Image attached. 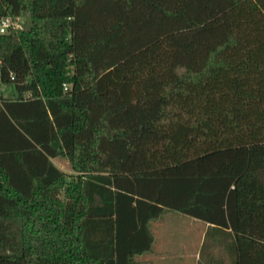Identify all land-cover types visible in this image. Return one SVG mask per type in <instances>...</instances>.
<instances>
[{
	"label": "trees",
	"instance_id": "obj_1",
	"mask_svg": "<svg viewBox=\"0 0 264 264\" xmlns=\"http://www.w3.org/2000/svg\"><path fill=\"white\" fill-rule=\"evenodd\" d=\"M6 17L32 23L0 35V264H138L171 211L264 264V0H0ZM36 19L70 24L61 51Z\"/></svg>",
	"mask_w": 264,
	"mask_h": 264
},
{
	"label": "rangeland",
	"instance_id": "obj_2",
	"mask_svg": "<svg viewBox=\"0 0 264 264\" xmlns=\"http://www.w3.org/2000/svg\"><path fill=\"white\" fill-rule=\"evenodd\" d=\"M31 23V18L21 17L15 27L21 29ZM35 24L37 38L34 39L40 40V45L44 44L49 52L61 51L66 43L70 24L51 19H36ZM44 50L46 49H40V51ZM63 163L67 166L65 161ZM74 175L77 176L78 173L74 172ZM151 228L158 242L162 238L170 242L169 249L165 248V251L168 249L169 252L165 253L164 260H156L154 264H234L232 236L223 231L207 228V223L204 221L171 211L153 221ZM196 257H200V261Z\"/></svg>",
	"mask_w": 264,
	"mask_h": 264
},
{
	"label": "crops",
	"instance_id": "obj_3",
	"mask_svg": "<svg viewBox=\"0 0 264 264\" xmlns=\"http://www.w3.org/2000/svg\"><path fill=\"white\" fill-rule=\"evenodd\" d=\"M51 161L63 173L74 175V171L70 167V163L65 158H62V157L52 158ZM64 161L66 162L67 166L63 163ZM165 214L166 213H164L163 215H165ZM158 219H160V217ZM158 219H155V220H158ZM155 220H152L149 224V229H150V231L154 237L152 248H151V250L136 256L135 259L138 262V264H154V261H156V260L162 261L165 258V255H166L165 253L169 252V250H168L169 249L168 247L170 245L169 240L162 238L161 241L158 242L157 236L154 233V230H152V228H151V223ZM207 228L211 229V226L209 224H207ZM214 230L216 231L217 229H214ZM157 245L159 247H156ZM166 247L168 249L165 251ZM162 249H164V250H162ZM139 257H141L142 259H139ZM196 259L197 260L199 259V261H200V257H196Z\"/></svg>",
	"mask_w": 264,
	"mask_h": 264
},
{
	"label": "built area",
	"instance_id": "obj_4",
	"mask_svg": "<svg viewBox=\"0 0 264 264\" xmlns=\"http://www.w3.org/2000/svg\"><path fill=\"white\" fill-rule=\"evenodd\" d=\"M18 23V20L15 21L13 20L12 18L10 17H6V18H3L0 20V35H3L5 33H7V31L10 29V28H17L15 27ZM1 66H2V60H0V90L2 89L1 88V84H2V80H1ZM12 78L14 79L15 76L12 74ZM65 90H68V86L65 85L64 86ZM1 103L2 101L0 100V106H1Z\"/></svg>",
	"mask_w": 264,
	"mask_h": 264
}]
</instances>
